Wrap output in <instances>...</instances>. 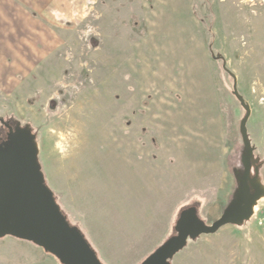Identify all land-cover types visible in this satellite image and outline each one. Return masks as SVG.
Instances as JSON below:
<instances>
[{
    "label": "rangeland",
    "instance_id": "374dc122",
    "mask_svg": "<svg viewBox=\"0 0 264 264\" xmlns=\"http://www.w3.org/2000/svg\"><path fill=\"white\" fill-rule=\"evenodd\" d=\"M233 76L262 195L169 264H264V0H0V118L29 132L102 264H140L185 210L209 225L233 207L245 154ZM7 134L0 122V149ZM42 250L0 237V264H47Z\"/></svg>",
    "mask_w": 264,
    "mask_h": 264
},
{
    "label": "water",
    "instance_id": "95a60500",
    "mask_svg": "<svg viewBox=\"0 0 264 264\" xmlns=\"http://www.w3.org/2000/svg\"><path fill=\"white\" fill-rule=\"evenodd\" d=\"M233 92L245 111L239 132L245 154L241 157L243 174L233 207L224 211L212 224H205L194 210H185L178 220L176 234L159 245L140 264H169L189 238L211 234L227 224H238L250 218L262 189L249 179L253 149L248 141L246 121L250 109L236 90ZM8 130L10 146L0 149V237L12 236L32 242L58 258L63 264H102L83 235L71 227L59 210L51 190L44 183L36 155L37 149L28 131L13 134ZM250 185L254 192L250 194Z\"/></svg>",
    "mask_w": 264,
    "mask_h": 264
},
{
    "label": "crops",
    "instance_id": "0c3cea01",
    "mask_svg": "<svg viewBox=\"0 0 264 264\" xmlns=\"http://www.w3.org/2000/svg\"><path fill=\"white\" fill-rule=\"evenodd\" d=\"M85 238V237H84ZM86 239V238H85ZM86 241L88 242V240L86 239ZM89 243V242H88ZM41 248V247H39ZM42 249V248H41ZM47 254L49 253H46L44 252L43 250L38 252V256L40 259H42L43 261L47 262V264H60L56 259H52L51 257H49ZM51 255V254H49ZM52 256V255H51ZM54 258V257H53Z\"/></svg>",
    "mask_w": 264,
    "mask_h": 264
},
{
    "label": "flooded vegetation",
    "instance_id": "af4514ba",
    "mask_svg": "<svg viewBox=\"0 0 264 264\" xmlns=\"http://www.w3.org/2000/svg\"><path fill=\"white\" fill-rule=\"evenodd\" d=\"M16 133H17L16 131H13V134H16ZM9 143H10V141H9ZM253 192H254V187L252 185H250V194H252Z\"/></svg>",
    "mask_w": 264,
    "mask_h": 264
},
{
    "label": "trees",
    "instance_id": "16d2710c",
    "mask_svg": "<svg viewBox=\"0 0 264 264\" xmlns=\"http://www.w3.org/2000/svg\"><path fill=\"white\" fill-rule=\"evenodd\" d=\"M72 227V226H71ZM76 229V228H75Z\"/></svg>",
    "mask_w": 264,
    "mask_h": 264
}]
</instances>
